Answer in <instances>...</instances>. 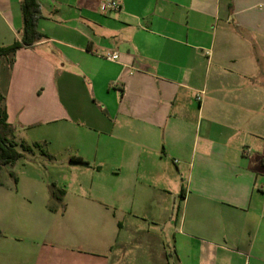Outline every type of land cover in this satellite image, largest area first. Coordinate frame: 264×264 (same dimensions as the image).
Returning a JSON list of instances; mask_svg holds the SVG:
<instances>
[{
	"label": "crops",
	"instance_id": "crops-1",
	"mask_svg": "<svg viewBox=\"0 0 264 264\" xmlns=\"http://www.w3.org/2000/svg\"><path fill=\"white\" fill-rule=\"evenodd\" d=\"M37 1L2 104L59 172L0 198V264H264V0ZM21 2L0 0V48Z\"/></svg>",
	"mask_w": 264,
	"mask_h": 264
},
{
	"label": "trees",
	"instance_id": "trees-1",
	"mask_svg": "<svg viewBox=\"0 0 264 264\" xmlns=\"http://www.w3.org/2000/svg\"><path fill=\"white\" fill-rule=\"evenodd\" d=\"M21 13L23 19L22 38L20 42H15L11 46L0 48V58H8L13 56L16 51L21 49L23 46H31L37 41H40L45 36L38 30V20L40 13V6L37 0H22L21 2ZM13 58L11 59V62ZM4 98L0 97V166H6L13 164L17 160L23 157V153L32 152V148H37L36 145L27 146L21 143L22 152L16 149L17 144L10 140L3 133L11 132L10 126L7 124V114L3 104ZM73 161L82 162L80 158H74ZM62 192L53 194V198H60Z\"/></svg>",
	"mask_w": 264,
	"mask_h": 264
},
{
	"label": "rangeland",
	"instance_id": "rangeland-1",
	"mask_svg": "<svg viewBox=\"0 0 264 264\" xmlns=\"http://www.w3.org/2000/svg\"><path fill=\"white\" fill-rule=\"evenodd\" d=\"M10 60L9 59H1L0 60V83L4 81V77L6 76V70L9 66ZM3 95V90L0 88V97ZM2 104V102H1ZM6 137H8L10 140H13L10 136L9 132L3 133ZM15 143L17 144L16 149L20 152H22L21 149V140L19 138L16 139ZM42 147L40 146L39 149H36L37 151H40ZM24 156L14 162L13 164H9L6 166H0V193L8 192L10 190V193L8 192L5 195H1L0 198H43L39 195V190L34 189L37 192L36 196H29L25 194L24 188L22 190L20 189L18 192L17 184L14 183V179L23 173H25V167L27 171H31L32 174L40 176L46 183H52V179H56L58 177V170L57 166L50 165L45 162L43 157L39 154H35L34 156L29 153H23ZM26 171V172H27ZM1 185H3V189L1 188ZM59 188H57L58 190ZM58 194V192L56 193ZM180 197H178L177 203L180 202ZM178 206V205H177Z\"/></svg>",
	"mask_w": 264,
	"mask_h": 264
},
{
	"label": "built area",
	"instance_id": "built-area-1",
	"mask_svg": "<svg viewBox=\"0 0 264 264\" xmlns=\"http://www.w3.org/2000/svg\"><path fill=\"white\" fill-rule=\"evenodd\" d=\"M99 10L104 15L114 14L121 12L122 6L118 0H100ZM105 58L111 61H116L119 58V54L117 51L109 50L105 53ZM202 95L203 92H200V94L197 95V99H200Z\"/></svg>",
	"mask_w": 264,
	"mask_h": 264
}]
</instances>
